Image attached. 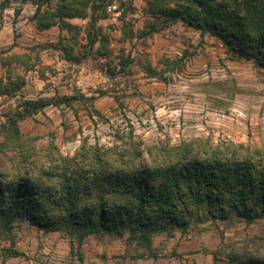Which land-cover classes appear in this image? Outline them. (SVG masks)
<instances>
[{
	"label": "rangeland",
	"instance_id": "1",
	"mask_svg": "<svg viewBox=\"0 0 264 264\" xmlns=\"http://www.w3.org/2000/svg\"><path fill=\"white\" fill-rule=\"evenodd\" d=\"M112 4L117 14L108 12ZM145 9V0H109L106 18L97 21L108 39V54L102 56L95 52L97 44L91 52L84 48L86 20L68 21L76 30L54 26L38 31L32 3L12 0L0 8V59L26 54L33 65L25 73L9 63L15 74L25 77V85L14 97L0 96V125L15 112L19 100L75 95L70 107H49L20 121L21 132L52 135L68 156L83 142L176 146L200 138L213 145L231 141L264 149V70L248 60L231 59L218 39L201 37L180 22L138 37L146 25L161 27ZM129 29L130 38L124 36ZM65 44L73 45L79 63L64 59L60 47ZM125 59L130 61L126 67ZM177 59L182 62L174 68ZM4 78L0 65V81ZM257 238H264L263 219L247 223L235 217L199 218L185 232L154 234L148 253L129 242L127 233L89 235L77 246L62 233L44 232L18 220L9 233L0 231V261L15 251L39 255L41 264H142L151 255L152 264H230L231 245Z\"/></svg>",
	"mask_w": 264,
	"mask_h": 264
},
{
	"label": "trees",
	"instance_id": "2",
	"mask_svg": "<svg viewBox=\"0 0 264 264\" xmlns=\"http://www.w3.org/2000/svg\"><path fill=\"white\" fill-rule=\"evenodd\" d=\"M11 1L1 0L0 8ZM18 1L35 6L32 20L38 31L54 26L76 30L68 20H86L84 48L91 52L97 44V55L108 54V39L97 21L106 18L109 0ZM145 4V13L161 27L146 25L138 37L180 22L201 37L218 39L231 59H245L264 70V0H145ZM124 36H133L131 29ZM60 50L66 61L80 62L73 45ZM27 59L26 54L0 59L5 69L0 96L14 97L23 88L25 77L15 74L9 63L27 73L33 68ZM129 62L125 59L124 67ZM181 62L173 61L172 67ZM75 99L72 95L19 100L15 112L0 125L2 233H9L18 220L44 232L62 233L77 246L89 235L127 233L129 242L150 253L154 234L185 232L199 218L264 220V149L231 141L213 145L200 138L176 146L131 141L126 147H105L83 142L68 156L52 135L21 132L20 121L49 106L70 107ZM230 249V264H264V238ZM6 256L20 254L10 251Z\"/></svg>",
	"mask_w": 264,
	"mask_h": 264
},
{
	"label": "crops",
	"instance_id": "3",
	"mask_svg": "<svg viewBox=\"0 0 264 264\" xmlns=\"http://www.w3.org/2000/svg\"><path fill=\"white\" fill-rule=\"evenodd\" d=\"M75 19H77V18H75ZM75 19H70L68 21L69 22H72V20H75ZM251 65L254 66L252 63H251ZM33 73H35V72H33ZM52 96H54V95H52ZM2 97H7V96H2ZM40 98H44V96H40ZM46 98H52V97H46ZM49 107H53V106H49ZM49 107H46V108H49ZM54 108H56V107H54ZM39 113H37V114H39ZM37 114H35V115L31 116V117H35V116H37ZM88 256H90V255H88ZM91 256H93V255H91ZM180 256L183 259V258H188L190 255H180ZM38 257H39V255L9 256L4 261H0V264H41L39 262V260H38ZM150 257H151V259L149 261L152 262V260L154 259V257L153 256H150ZM208 257H211V255H208ZM144 258L147 259L146 256ZM143 260L144 259L141 260L142 261V264H152L149 261H143ZM153 263H154V260H153ZM155 264H156V261H155Z\"/></svg>",
	"mask_w": 264,
	"mask_h": 264
},
{
	"label": "built area",
	"instance_id": "4",
	"mask_svg": "<svg viewBox=\"0 0 264 264\" xmlns=\"http://www.w3.org/2000/svg\"><path fill=\"white\" fill-rule=\"evenodd\" d=\"M108 12L117 14L118 13V7L116 4L109 5L107 8Z\"/></svg>",
	"mask_w": 264,
	"mask_h": 264
}]
</instances>
